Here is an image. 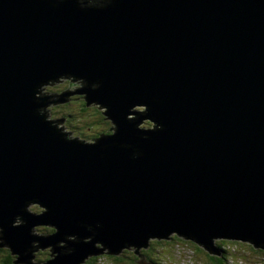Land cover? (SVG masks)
Here are the masks:
<instances>
[{
	"label": "water",
	"instance_id": "95a60500",
	"mask_svg": "<svg viewBox=\"0 0 264 264\" xmlns=\"http://www.w3.org/2000/svg\"><path fill=\"white\" fill-rule=\"evenodd\" d=\"M62 72L103 81L89 97L110 106L119 132L101 143L138 144L142 159L118 147L100 159L32 116V88ZM134 103L166 131L138 141L124 120ZM33 196L61 235L99 220L113 249L171 229L204 244L264 241V0H117L87 13L0 0V225ZM7 235L27 241V229ZM76 248L65 264L93 251Z\"/></svg>",
	"mask_w": 264,
	"mask_h": 264
},
{
	"label": "clouds",
	"instance_id": "9594fccd",
	"mask_svg": "<svg viewBox=\"0 0 264 264\" xmlns=\"http://www.w3.org/2000/svg\"><path fill=\"white\" fill-rule=\"evenodd\" d=\"M52 9L66 3L75 4L79 12H104L115 9L117 0H43ZM103 81H90L72 72H62L35 84L32 88V116L46 125L65 144L97 148L100 159L109 147L129 152L128 159L144 157L138 144H108L114 140L119 125L109 115L110 106L89 93L98 92ZM153 104L159 101L155 98ZM149 105L134 103L127 109L124 120L138 133V141H149L152 134L166 131L163 123L149 117ZM7 207H12L8 202ZM48 217L47 222L32 223ZM76 232L61 235L50 208L39 197L23 200L10 221L0 225V264H65L73 257L76 246H91L93 251L78 258L75 264H264V241L257 242L242 234H215L208 244L192 233L175 229L146 232L139 242L124 240L113 249L100 239L104 224L97 220H77ZM27 229V241L13 245L7 233ZM84 234L81 235L80 233ZM60 239H55L56 237ZM53 241L51 243H42Z\"/></svg>",
	"mask_w": 264,
	"mask_h": 264
}]
</instances>
